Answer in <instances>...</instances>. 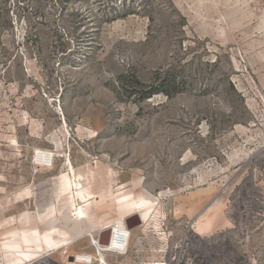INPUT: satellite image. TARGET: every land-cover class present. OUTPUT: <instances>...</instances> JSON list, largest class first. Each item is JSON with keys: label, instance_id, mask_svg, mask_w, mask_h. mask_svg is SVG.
<instances>
[{"label": "rangeland", "instance_id": "rangeland-1", "mask_svg": "<svg viewBox=\"0 0 264 264\" xmlns=\"http://www.w3.org/2000/svg\"><path fill=\"white\" fill-rule=\"evenodd\" d=\"M78 255L264 264V0H0V264Z\"/></svg>", "mask_w": 264, "mask_h": 264}, {"label": "bare ground", "instance_id": "bare-ground-1", "mask_svg": "<svg viewBox=\"0 0 264 264\" xmlns=\"http://www.w3.org/2000/svg\"><path fill=\"white\" fill-rule=\"evenodd\" d=\"M38 153H39L38 154L39 159L43 162H47V161L52 162L54 157H55V154L53 152H49V151L43 150V151H39ZM68 162H69L68 165H70V169L74 172L72 163L70 162L69 159H68ZM76 182H77V180L74 181L72 179V177L69 175V173H65L63 175V179L61 180L60 189H61V191H64V192L68 191L69 193L72 194L71 195L72 207H73L72 210H74V215L76 216V218H80V217L84 216L85 210H84L82 205L77 207L74 200H75V198H77V199L79 198V199H82L83 201H86L89 193L86 192L85 189H79L80 187L75 186L77 184ZM74 187L77 189L75 192L73 191ZM142 220H143V218H142ZM110 228L113 229L111 242L108 246H105L103 248L112 251V250L116 249L118 246L124 245V249L122 250V251H124L125 248L127 247V244L129 241V236H130V231L125 226L124 218H122L120 221H117L116 223L110 225ZM73 238H74L73 240H76L78 238V235L74 236ZM61 244H64V243L60 242V241H49V242H47V245L49 248H56V247L61 246ZM98 246L101 247L99 244H98ZM40 248H41V246H40ZM39 251H41V250H39ZM18 252L22 253V251H18ZM21 253L19 254L20 257L17 260L21 259V255H26V253H22V254ZM30 256H31L30 254L26 255V257H30ZM76 261L77 262H85L87 264H90V263H92L93 258L91 255H78L76 257ZM102 264H105V262H102Z\"/></svg>", "mask_w": 264, "mask_h": 264}, {"label": "water", "instance_id": "water-1", "mask_svg": "<svg viewBox=\"0 0 264 264\" xmlns=\"http://www.w3.org/2000/svg\"><path fill=\"white\" fill-rule=\"evenodd\" d=\"M143 220L139 213L133 214L125 219V224L128 229H133L136 226L142 225ZM113 229L110 227L103 228L98 236V243L101 247L108 246L110 244L111 235Z\"/></svg>", "mask_w": 264, "mask_h": 264}, {"label": "built area", "instance_id": "built-area-1", "mask_svg": "<svg viewBox=\"0 0 264 264\" xmlns=\"http://www.w3.org/2000/svg\"><path fill=\"white\" fill-rule=\"evenodd\" d=\"M124 223H125V220H124ZM125 226H126V224H125ZM127 236V235H126ZM111 238H112V235H111ZM92 239H93V242H94V244L98 247V250L99 251H103V250H108V249H104L103 247L101 248V247H99L98 246V240L97 239H95L93 236H92ZM110 242H111V240H110ZM124 249V245H120V246H118L116 249H114V250H112V251H115V252H121L122 250Z\"/></svg>", "mask_w": 264, "mask_h": 264}, {"label": "trees", "instance_id": "trees-1", "mask_svg": "<svg viewBox=\"0 0 264 264\" xmlns=\"http://www.w3.org/2000/svg\"><path fill=\"white\" fill-rule=\"evenodd\" d=\"M152 93H153V92H150L149 95L152 94Z\"/></svg>", "mask_w": 264, "mask_h": 264}]
</instances>
